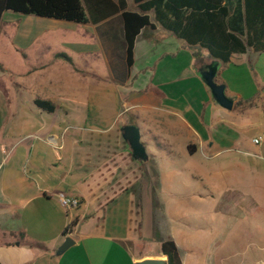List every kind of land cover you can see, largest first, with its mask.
<instances>
[{
  "label": "crops",
  "instance_id": "obj_1",
  "mask_svg": "<svg viewBox=\"0 0 264 264\" xmlns=\"http://www.w3.org/2000/svg\"><path fill=\"white\" fill-rule=\"evenodd\" d=\"M127 1L129 10H137ZM11 15L12 22L22 19ZM84 27L80 34L59 33L64 42L53 55L49 45L57 33L5 29L10 47L26 54L27 63L17 69L0 60V165L11 162L0 172V264H137L164 258L160 245L173 237H138L141 195L147 189L155 199L162 197L156 190L172 184L167 176L183 173L188 184L180 188L195 196L196 222L217 224L222 213L247 237L258 227L260 254L253 264H264V141L254 143L264 133V52L249 50L219 63L216 81L235 101L228 110L201 78L200 70L215 61L207 50L160 25L146 27L130 68L120 14ZM88 36L91 42L83 39ZM22 92L30 102L26 108ZM36 99L53 102L55 110L39 109ZM129 125L140 130L145 160L134 157L124 138ZM189 175L215 182L190 186ZM61 193L78 198L79 207L64 208ZM165 203L160 199L154 208L159 216L153 212V228H162ZM206 205L210 210L204 214ZM73 220L77 225L65 236ZM68 236L76 249L63 263L55 251ZM213 246L208 244L207 253ZM241 254L246 264L250 255Z\"/></svg>",
  "mask_w": 264,
  "mask_h": 264
},
{
  "label": "trees",
  "instance_id": "obj_2",
  "mask_svg": "<svg viewBox=\"0 0 264 264\" xmlns=\"http://www.w3.org/2000/svg\"><path fill=\"white\" fill-rule=\"evenodd\" d=\"M137 10H129L127 0H0V26L6 12L43 19L99 24L120 14L124 23L127 63L134 64L137 37L146 27L162 28L193 48L205 49L212 60L226 65L236 55L249 50L264 52V0H133ZM151 14H153L154 23ZM47 112L55 104L35 100ZM73 220L64 235L77 225ZM160 254L166 264H183L174 240L163 241Z\"/></svg>",
  "mask_w": 264,
  "mask_h": 264
},
{
  "label": "rangeland",
  "instance_id": "obj_3",
  "mask_svg": "<svg viewBox=\"0 0 264 264\" xmlns=\"http://www.w3.org/2000/svg\"><path fill=\"white\" fill-rule=\"evenodd\" d=\"M5 14L4 18H2L3 21L1 22L2 25L0 27V60L7 62L10 66L17 69L22 68L25 66V63H27L24 58V55L26 54H22L16 49L10 47V38L5 34V29L12 30V27H18L21 31L24 29H30L32 31L41 30L57 33L51 36L52 39L51 44L49 45V52L52 55L58 48H62V43L64 42L59 33L67 32L69 34H74L78 32L80 34L86 30L84 25H79L73 22L42 18V20H44L43 22H54L53 24L57 25L60 24V26L54 28L53 25H50L49 23H45L43 26L39 24L36 25L34 22H31L32 20H29L30 18H27L28 16H22L19 13L6 12ZM11 14H15L22 19L17 22H12L10 19V16H12ZM6 22L9 24H6ZM66 25L70 26L66 28ZM69 37V39H71V36ZM89 38L90 37L88 36L83 39L88 41ZM79 39L81 40L82 37ZM88 42H91V39ZM50 53L47 56L51 55ZM32 54L38 56L37 53ZM22 94V105L26 108L30 105V102L26 101V96L23 92ZM9 165H6L5 161H3L0 165V172L6 171ZM186 178H188V173L167 176L166 181H171L172 184H169L167 188L164 187L156 190L163 194L162 197L156 196L157 201L151 194L150 189L149 193L147 189H144L140 202L141 208L139 212L140 222L138 237L142 236V234L145 236H151V234H154L156 237L169 234V236L175 238L179 244L184 264H243L244 258L241 252L244 250L250 255V259H248L246 264L255 263L256 256L260 254L258 251L259 249L256 248L257 244H259L258 240H256V237H258V235H256L258 227H251L250 235L247 237L246 231L243 232L240 224H229L227 215L222 213H220V220L217 224L212 223L210 225L208 224V221L200 224L197 223L194 217V210H197L194 206L195 196L190 190L185 192L183 188H180L181 184L187 183ZM189 182L190 186H199L202 185L203 182L213 184L215 181L214 178H209V176L208 178L203 179V181L193 180L189 175ZM206 193L205 190L203 194ZM160 199L161 201L166 202L165 205L167 208L166 215L163 217L160 216L159 219V222L162 225L161 229L158 227H152V224L156 221H154L155 215L153 216V212H156L157 217L159 216L158 211L154 208L158 207L156 205L159 203ZM118 204H120V201L117 202V205ZM185 210L187 214L184 213ZM208 210H210V207L207 205L204 206V214L208 212ZM254 228L256 231H253ZM210 242L213 243L214 246L213 249L207 253V246ZM72 249L76 248H71L61 258H57V260L62 259L64 263V261L71 256L72 251L74 252ZM253 253L256 254L255 258H252Z\"/></svg>",
  "mask_w": 264,
  "mask_h": 264
},
{
  "label": "water",
  "instance_id": "obj_4",
  "mask_svg": "<svg viewBox=\"0 0 264 264\" xmlns=\"http://www.w3.org/2000/svg\"><path fill=\"white\" fill-rule=\"evenodd\" d=\"M219 66L220 64L217 61L209 64L208 66L200 70L201 78L210 88L211 94L216 103L225 109L232 110L234 109L235 101L227 95L226 85L217 83L216 81ZM123 131L125 140H127L131 144L134 157L139 160L147 159L146 148L141 141L139 128L134 125H129L125 126L123 128ZM73 245H75L74 238L68 236L61 244V246L58 247V249L55 251V255L57 257L64 255ZM165 260L166 257L157 259H144L139 261L137 264H166Z\"/></svg>",
  "mask_w": 264,
  "mask_h": 264
},
{
  "label": "built area",
  "instance_id": "obj_5",
  "mask_svg": "<svg viewBox=\"0 0 264 264\" xmlns=\"http://www.w3.org/2000/svg\"><path fill=\"white\" fill-rule=\"evenodd\" d=\"M264 141V133L257 136L255 139H254V143L256 145H259L261 144L262 142ZM80 200L78 198H75V197H68L66 194L64 193H61L60 194V204L66 208V209H70V208H78L79 205H80Z\"/></svg>",
  "mask_w": 264,
  "mask_h": 264
}]
</instances>
